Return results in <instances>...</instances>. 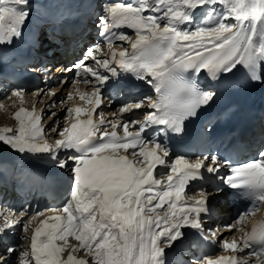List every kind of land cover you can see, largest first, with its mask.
I'll use <instances>...</instances> for the list:
<instances>
[{
  "label": "snow or ice",
  "instance_id": "1",
  "mask_svg": "<svg viewBox=\"0 0 264 264\" xmlns=\"http://www.w3.org/2000/svg\"><path fill=\"white\" fill-rule=\"evenodd\" d=\"M101 7L100 35L107 50L99 43L87 47L85 56L96 67L84 60L73 64L74 82L91 92L77 90L84 105L62 109L71 122L53 127L59 139L50 143L45 137L42 110L23 106L25 90L11 91L20 104L13 113L17 126L0 127V144L21 154L47 155L60 169L71 165L72 173L62 207L50 215L37 212L23 223L30 244L21 264H169L168 251L187 239L186 229L218 240L216 231L209 228L210 237L204 232L219 185H202L192 196L186 189L205 173L219 176L225 168L220 182L242 190L249 201L226 226L241 235L219 241L225 254L197 257L190 264H264V214L245 227L264 207V151L236 164L216 154L173 160L166 142L169 133L181 136L186 121L215 101L217 93L196 79L202 72L215 80L242 66L251 82L264 85V0H117ZM32 14L31 0H0V45L22 38ZM121 28L133 30L134 37L113 31ZM122 73L150 86L156 98L123 104L109 119L98 109L111 103L104 89ZM140 109H146L143 119L124 118ZM61 149L73 154L60 159ZM23 219H5L0 233Z\"/></svg>",
  "mask_w": 264,
  "mask_h": 264
},
{
  "label": "bare ground",
  "instance_id": "2",
  "mask_svg": "<svg viewBox=\"0 0 264 264\" xmlns=\"http://www.w3.org/2000/svg\"><path fill=\"white\" fill-rule=\"evenodd\" d=\"M131 2H135V0H131ZM108 3H111V2H108ZM100 4H103V0H31V7H32V13L33 14H32L31 20L29 21L28 25L26 26V28L24 30L23 37L17 38L15 40V42L11 45H0V75L3 74L1 72V70H3L6 72L5 77H8L9 74L12 73V74H14L13 79L19 80L20 83H25L26 81L29 80V75H18V74H16L15 68L21 67L24 70H31V73L34 75V83H36L37 78L39 76L40 69H38L36 72L37 68L35 66H37V65H33V64L37 61V58L39 55L38 49L40 48V44H38V39H37V37H39V31H40L38 29V25L42 24L43 21L47 20L48 18L50 21H53V22H56V23H59L62 25L65 24L66 22L84 21L85 17L82 14L83 12H80L79 9H82L84 11V13L86 15H88L89 10L95 6L96 10H98L99 13L101 14L103 12L102 8L98 9V7H97ZM44 5H46L49 8V11H50L49 17L42 14ZM67 7H71L75 11L74 10H68ZM95 20L97 21V17ZM197 22H199V21H197ZM46 30L48 31V36L49 37L51 36L50 38H54V40H56V37L54 36V34L50 30V27H46ZM37 33H38V36H37ZM100 44H102V42H100ZM58 47H59L58 49H60V50L62 49L60 46H58ZM117 48H119V47H117ZM69 53H73V52L69 51ZM19 61H23V62H19ZM68 62H69V60H68ZM93 64L95 65V63H93ZM40 72H42L43 77L45 78V83H43V85L49 84L50 77H51L49 75L50 71H47L46 69L43 70V67H42ZM244 73H247V69L243 68L242 66H238L237 69H235L232 73L221 74L215 80L211 79L208 75H207V77H208L209 81H211V82H209V84L211 85L213 91L217 90L218 84H220V83H223L226 85H231V86H229L231 88L234 87L235 85H237V86H239V91L242 92V94L245 95V97L253 95L254 97L258 98L259 99L258 101H260L261 108L260 109L254 108L252 110V114L257 117V115L262 113V111L264 109V85H261V84L255 83V82H251L249 87L247 89H244V85H243V74ZM3 81H4V79L0 78V83H3ZM259 85H260V87L258 88ZM23 86L24 87H22V86H20V87L26 89L25 94L29 93L32 90V89L27 90L28 86H26V85H23ZM29 86L31 87L32 85H29ZM62 86H64V85H62ZM77 86L78 85H76L74 87V89H71V91L69 90L70 93H72V94L75 93L76 89H78V88H76ZM48 87L49 86L40 87L39 91H42V92L45 90L48 91L49 90ZM152 92H153V94L155 93V91L153 89H152ZM51 93H53V92L51 91ZM51 93L49 95H51ZM74 97L75 96L73 95V98ZM11 100H13V99H11ZM55 100H57V99L55 97H53V99L52 100L50 99L49 102H51V101L55 102ZM60 101H62V100H60ZM63 101H65L64 105L68 104V101L66 99H64ZM42 103L43 102H41L40 105ZM79 104L84 105V102L79 100ZM61 105H63V104H61ZM39 106H35V107H37L38 111H39ZM71 106L72 105H70L69 107H71ZM24 107H26V106L24 105ZM44 112H46V110H44ZM216 115H217L216 113L213 114L211 118H213ZM44 135L50 143L55 140L54 136L47 135L46 133ZM59 138L60 137H57L56 139H59ZM169 138H170V136H169ZM168 139H167V141H168ZM61 151H62V149H61ZM62 152H64L63 155H65L66 157L73 154L71 151H68V150H65ZM9 153H10L9 155H5V156L2 155L3 160L0 162V187H3V185L6 186L5 189H3V191H0V195H1L0 198L5 200L4 194H8L6 196V198L8 196L12 195V196H10V198L12 199L14 196H16L15 192L16 193L18 192L19 194H25L28 191H31V190L33 191L34 187H35V190H40V187L42 184L48 185L51 187V189H52L51 194H48L47 192H45L47 195L50 196V199H53L54 195L56 193L61 194L63 192V188L66 186L67 180L70 178V176H69V174L67 175L65 173V170L58 168L56 163L50 157H48L47 155L37 156V155H33V154H21V153H17V152H9ZM13 153H14V155H12ZM182 155H184V154H182ZM187 156L190 157V155H187ZM14 161L15 162L18 161V163H17L18 165L13 170V167L15 166ZM158 172H161V170H159ZM38 177L42 178V180L40 179V181L37 183V185H35L36 178H38ZM10 184L11 185L14 184V189H13V187H12V189H9ZM25 190H27V191H25ZM42 191H44V190H42ZM42 191L40 190V192H42ZM3 192H5V193H3ZM189 192H191V189H189L187 193H189ZM36 193H38V192L36 191ZM69 196H70V191H69ZM34 197H35V195H34ZM54 199H56V198H54ZM50 214H53V211H48V212H46L45 215H50ZM43 218H44L43 216L39 217L37 219V223H38L39 219H43ZM219 221L221 222V220H219ZM222 221H224V220H222ZM13 228L16 229V226ZM185 231L187 233V239L186 240H188L189 238L190 239L194 238L193 236L201 237L200 234L197 233L195 230L186 229ZM6 234L9 235L10 232H8ZM29 236H30V233H29ZM0 237H1L0 238L1 239L0 244H2L3 246L6 245V242L9 240L8 239L9 237H2V236H0ZM186 240L177 244L176 245L177 248H179V247L187 248L188 245L185 244ZM196 240H198V239H195V241ZM220 246H221V244H220ZM176 251H178V249L175 250L174 248L168 251L169 264H171L173 262L175 264H177V262H179V259H180L179 256L180 255ZM211 251H213L212 248H211ZM218 251L219 252L216 253L215 256L225 254L222 251L221 247L218 248ZM209 256H212V254H210ZM181 257H182V255H181ZM182 259L185 260L184 257H182ZM175 261H177V262H175ZM2 263H4V262L2 261Z\"/></svg>",
  "mask_w": 264,
  "mask_h": 264
},
{
  "label": "rangeland",
  "instance_id": "3",
  "mask_svg": "<svg viewBox=\"0 0 264 264\" xmlns=\"http://www.w3.org/2000/svg\"><path fill=\"white\" fill-rule=\"evenodd\" d=\"M109 1L116 2L117 0H105V1L103 0V4L106 2H109ZM122 1L124 2L126 0H122ZM103 4H100L98 6L101 7ZM45 30L46 29L44 27H41V29L39 31V34H40L39 39H42V38L47 36V34H44ZM126 34L134 37V33L131 31H127ZM115 46L121 47V42L117 41ZM124 46H127V45H124ZM102 47L104 48L105 51L107 50L106 45H103ZM87 65H89V63H87ZM100 71H104V70L100 69ZM38 87L33 88V90H31L29 93L25 94L24 105L27 108L31 109L33 107V105L38 106V105H40L41 102H43L40 105V110H42V115H43L42 116V123L44 125V134L46 133L47 135L54 136V138L59 137L57 132H53V127L56 124H58L59 127L62 129L63 127L66 126L67 123L71 122L70 120L67 122L65 121L66 112L62 110V109H65L66 107H69V105L68 104L61 105L62 103L60 100H64V98H62V95L60 97H58L57 95L56 96L50 95L47 97L49 90L48 91L45 90L42 92V91H39L40 88H38ZM12 90L13 89H11L10 86H7V84L5 82L0 84V103H3L5 105V108L0 109V127L8 126V127L15 128L17 126V122L13 118V113L18 109L20 104H19L16 97L11 96ZM82 90L85 92H88V90H90V86L84 85ZM53 97H55L57 100H55V102H52V101L49 102L50 99L51 100L53 99ZM145 97H150V96L148 94H146V95L141 96L140 98L135 99V98H132L130 96L119 94V93L108 95L107 99L110 100L111 103L106 104V110L103 111V113H104L106 118L111 119L112 118L111 114L117 112V110L121 107V105L128 104V103H134V102H137L141 99H144ZM11 99H13V100H11ZM36 109H37V107H36ZM44 110H46V112H44ZM53 111L56 113L55 117H52L50 115ZM126 114H128V113H126ZM262 124H263L262 129L259 131V133L264 134V121ZM262 139L264 141V137H261V140ZM261 149L264 150L263 147H261ZM9 152H15V151L11 150L6 145L0 144V162L3 160L2 155H4V156L9 155L10 154ZM12 155H14V153ZM59 158L65 159V155H61V156H59ZM16 162L18 163V161H16ZM70 168H71V165L69 166V168H66L63 170H65V173L67 175L69 174L71 176L72 173L70 171ZM157 178H160V177H157ZM5 187L6 186H4V185H3V187H0V191H3V189H5ZM3 193H5V192H3ZM7 195L8 194H4L5 200L0 198L1 199L0 200V225L4 224L5 219L13 220V219H20L21 217H23L24 219H23L22 223L16 225V230H13V227H12L3 233H0V236L8 237L6 233L10 232L9 239H11V240H10V242H7V244L9 245L7 247H8V249L9 248L15 249L14 252H9V253L4 254V251L7 252L8 249H5L3 251V248L5 247V245L3 246L2 244H0V253H1L0 256L2 257L0 262L3 261L4 263H2V264H5V261L8 259L6 261L8 264H21V261L24 259L22 253H24L28 249V246L30 244V240L26 238L27 236H29V233L26 234L24 232L23 223H26L28 220H30L37 212H44L46 214V212H48V211L59 210L62 207L63 203H65L66 200L68 199L69 193H67V195H65L62 199H56L54 201H49V202H47V200L43 201L41 203L40 207L34 208V209L31 208L32 199H29L31 197V195H29L25 200L23 198L17 197V196H14L11 199L10 196H12V195H10L6 198ZM15 197H16V199H15ZM29 203H30V206L28 205ZM211 225H213V224H211ZM221 229H223V228H221ZM225 237L226 236L224 235L223 237L219 238L218 243H219V241L224 240ZM227 240H229V239H227ZM71 242L74 243L75 241L72 240ZM179 248H181V247H179ZM174 249L177 250L178 249L177 246ZM176 252H178V251H176ZM64 255L65 256L67 255V251L65 252ZM78 255H83V253H78ZM179 258L180 259H179V262H177V264H180L183 261H185L182 259L181 254H180ZM29 259H31V257H29ZM33 264H34V261H33Z\"/></svg>",
  "mask_w": 264,
  "mask_h": 264
}]
</instances>
